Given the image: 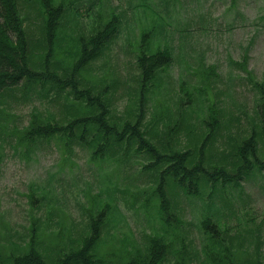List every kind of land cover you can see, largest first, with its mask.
Instances as JSON below:
<instances>
[{
  "label": "trees",
  "instance_id": "trees-1",
  "mask_svg": "<svg viewBox=\"0 0 264 264\" xmlns=\"http://www.w3.org/2000/svg\"><path fill=\"white\" fill-rule=\"evenodd\" d=\"M56 1L0 0V95L4 93L10 97L8 92L21 83L23 96L35 92L33 97L36 98L50 96V90L41 88L42 84L55 86V94L63 92L65 85L71 86V90L64 93H67L64 98L66 125L53 122L55 120L50 113L44 116L45 111L35 107L25 125L10 130L12 137L8 138V144L29 157L40 144L55 141L61 143L64 162L74 155L69 151L75 145L86 144L92 149L89 159L93 163H108L111 160L122 163L133 148L135 158L142 155L149 162L143 169L153 173V185L156 184L151 195L141 201L142 206L149 210L156 206L155 218L163 219L165 226L162 230L152 226L153 230H158L145 237L142 248L135 246L128 236L122 238L119 247H116L108 228L109 225L116 227L121 220L119 214L118 219L111 215V207L118 210L115 204L118 201L116 190L119 193L127 191L109 187V178L108 186L90 198L93 209L87 223L74 233L62 220V210L52 203L53 192L44 186L38 190L31 188L28 193L31 206L38 211L44 210L46 216L54 211L59 212L58 221L49 223V219H43L42 214L31 218L28 234L20 242L2 239L0 233V264H108L112 254L116 256V250H121L122 254L117 255L119 262L115 264H191L198 255H192V240L187 241L181 229L173 226L175 220L178 225L181 219L173 212L169 219L171 195L169 197L166 186L172 190L173 187L182 189L187 197L197 196L203 191L202 187H209V201L203 203L200 221L204 236L200 241L199 264H263L258 258L241 259V255L246 253L242 251L246 234L229 235L233 226H227L230 223L227 214L215 206L213 196L219 198L221 207L228 208L230 204L225 197V189L229 187L237 191L236 187L243 176L264 170V76L256 81L251 71L245 70V63L238 64L254 92L253 115L256 120L252 122L248 135L229 136L228 145L232 150L229 156L214 144L222 125V115L216 104L213 86L205 82L198 85L201 89L200 102L205 105L204 131L197 132L190 127L179 95L175 112H170L167 107L153 106L156 115H167L170 122L173 118L181 121L186 138L192 139L187 151L179 152V147L174 146L176 137L170 130V124H165L164 140L160 139L154 127L148 129L147 125H142L145 106L152 100H158L156 97L165 84V72L173 63V46L165 34L164 24L158 27L152 24L142 33L141 40H146V43L136 55L138 74L135 80L132 76L133 92L122 114L117 117L110 103L109 85L105 78H101L102 74L93 76L91 70L93 62L103 55L116 36L119 23L111 21L101 29L99 27L94 32L92 29V32L83 35L79 29L65 25L68 19L76 25L75 7ZM27 4L31 7L27 8ZM22 8L31 9L35 13L33 18L41 17V27H35L31 20L35 30L29 31L26 18L24 20L21 13ZM39 29L41 37H34L33 34ZM204 67L210 74L214 68L211 65ZM61 75H65L66 81L61 79ZM79 86L84 88L87 95H83ZM90 90H97V96L88 95ZM137 99L141 101L139 107H136ZM4 116L0 111V119ZM180 132L175 135L178 136ZM211 139L213 144H210ZM164 164L169 167L162 168ZM167 179L171 186L166 184ZM217 189L219 192H216ZM237 192L240 197V192ZM144 196V192H138L135 199ZM220 222L226 225L222 231L217 229ZM238 226L242 232H246L240 223ZM107 240L110 243L108 249L104 250ZM129 246L133 248L132 254L127 250ZM255 247L258 252L257 239Z\"/></svg>",
  "mask_w": 264,
  "mask_h": 264
},
{
  "label": "rangeland",
  "instance_id": "rangeland-1",
  "mask_svg": "<svg viewBox=\"0 0 264 264\" xmlns=\"http://www.w3.org/2000/svg\"><path fill=\"white\" fill-rule=\"evenodd\" d=\"M61 1L74 6V12L77 14L76 25L70 19L66 20L65 25L79 29L83 35L92 32V29L93 32L99 27L101 29L108 22L119 23L116 36L110 41L103 55L93 62L94 67L91 70L93 76L102 74L101 78H105L109 85L110 103L117 117L122 114L133 92L132 76L135 80L138 74L136 55L146 43V40H141L142 33L150 29L152 24H157V27L164 24L165 34L171 39L170 44L173 46V63L165 72V84L156 97L158 100H152L145 106L142 125H147L148 129L154 127L160 139L164 140L165 124H170V130L176 137L174 146L179 147V152L187 151L192 139L186 138L181 128L182 122L174 118L170 122L167 115H156L154 108L162 106L169 108L170 112H175L176 98L179 95L182 99L181 106L189 117L190 127L197 132L204 131L205 105L200 102L201 89L198 85L205 82L208 86H213L216 104L222 115V125L214 144L229 156L232 152L228 145L229 136L249 134L252 122L256 120L253 115L255 97L245 80V73L239 70L238 64L245 63V70L251 71L254 80L263 78L264 0H57L56 3ZM26 7L30 8L31 5L27 4ZM21 13L24 20L26 18L25 24L29 31L35 30L31 20L35 27H41V17L33 18L35 13L31 9L22 8ZM33 35L40 38V29ZM207 65L214 66L211 74L204 67ZM64 77L65 75H61V79L66 81ZM43 87L50 90L48 98L33 97L35 92L23 96L22 83L8 92L10 97L4 93L0 95V111L5 115L0 119V130H3L0 131L2 239L22 241L28 234L29 220L40 214L43 219H49V223H52L58 221L57 217L62 213V220L73 233L81 230L87 223L90 210L93 209L91 196L106 188L109 178V187H119L128 193H119L117 190L115 192L118 210L111 207V215L116 219L119 216L121 221L116 227L107 226L115 239L114 244L119 247V241L128 236L135 246L142 248L145 237L158 230H153L152 226L159 230L165 226L163 219L155 218L156 206L152 210L142 206L141 201L150 196L156 186L153 185V173L143 169L149 163L144 160V156L135 158L132 148L128 158L122 163L114 160L108 163H93L89 159L92 149L83 144L75 145L73 150L69 151L74 152V155L64 162L61 143L55 141L40 144L29 157L8 144V138L12 137L10 130L25 125L29 113L35 107L40 111L44 110V116L50 113L55 120H52L53 122L67 124L64 106L67 93H64L69 92L71 86L65 85L64 91L58 94H55V86L42 84L41 88ZM38 88L40 89V85ZM78 89L83 95H87L82 86ZM88 93L94 97L98 92L90 90ZM140 104V99H137L136 107ZM179 130L182 132L176 136ZM201 135L203 136V133ZM210 144H213V139ZM258 149L261 153L260 144ZM167 167V164L162 166L164 169ZM166 184L171 186L169 179ZM41 186L53 192L52 203L62 212L54 211L46 216L44 210L38 211L31 206L28 193L31 188L38 190ZM166 187L169 197H172L169 219L171 212L181 219L178 225L175 220L173 226L177 230L181 229L187 241L192 240V255H198V258H194L191 264H199L202 244L200 241L204 236L200 221L203 203L209 201V187L204 186L197 196L189 197L183 194L180 188L173 187L172 190L169 186ZM236 190L240 192V197L232 188L225 189L224 194L230 204L228 208L221 207V201L215 196L214 204L221 208V212L227 214L230 222L227 226H233L229 235L246 234L242 247V251L246 253L241 255V259L244 261L248 258H258L264 264V170L243 176ZM138 192H144L145 196L135 199ZM216 192H219V189ZM238 223L246 232L241 231ZM225 226L220 222L217 229L222 231ZM256 239L259 242L258 252L255 247ZM109 243L108 241L107 245L103 246L104 250L108 249ZM127 250L133 253L131 246L127 247ZM114 252L116 256L112 254L108 264L119 262L117 255H121L122 251ZM133 257L136 258L135 254Z\"/></svg>",
  "mask_w": 264,
  "mask_h": 264
}]
</instances>
